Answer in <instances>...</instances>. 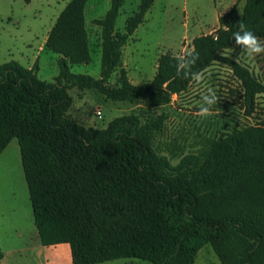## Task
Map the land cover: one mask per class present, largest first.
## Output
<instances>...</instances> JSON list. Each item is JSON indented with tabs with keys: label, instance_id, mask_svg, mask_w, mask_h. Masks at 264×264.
Masks as SVG:
<instances>
[{
	"label": "trees",
	"instance_id": "trees-1",
	"mask_svg": "<svg viewBox=\"0 0 264 264\" xmlns=\"http://www.w3.org/2000/svg\"><path fill=\"white\" fill-rule=\"evenodd\" d=\"M88 1L71 0L47 37L46 46L61 56L55 82L41 80L37 64L0 65V155L19 140L41 243H68L73 264L121 258L194 264L206 244L222 264H264V116L172 164L154 146L163 117L143 122L128 114L100 129L68 115L70 87L95 88L113 101L147 99L158 107L217 61L242 82L240 105L252 114L264 83L223 52L237 44L231 34L239 23L264 39V0H245L242 12L235 4L219 17L216 31L193 39L188 53H163L149 82L133 83L122 68L118 86L110 78L122 65L123 47L155 0H142L124 32L116 23L125 0H111L96 20L102 27L100 78L70 69L91 62ZM196 53L195 63H188ZM180 64L185 67L178 71ZM3 257L0 249V264Z\"/></svg>",
	"mask_w": 264,
	"mask_h": 264
},
{
	"label": "rangeland",
	"instance_id": "rangeland-1",
	"mask_svg": "<svg viewBox=\"0 0 264 264\" xmlns=\"http://www.w3.org/2000/svg\"><path fill=\"white\" fill-rule=\"evenodd\" d=\"M70 1L0 0V65L12 60L27 68L37 64L38 77L55 82L61 56L46 46V40ZM141 2L125 0L116 23L118 31H125L127 18L138 12ZM111 4V0L88 1L85 15L91 62L71 64L72 72L101 77L102 27L96 20L106 15ZM235 4L242 12L245 0H155L145 21L123 47L122 65L114 71L110 83L120 85L122 68L133 83L149 82L156 74L163 53H188L193 48V39L216 31L219 13L227 12ZM258 40L264 44V39ZM244 47L235 44L223 54L248 67L264 83V53L249 56L243 51ZM197 77L185 92L174 95L171 103L158 107L147 99L134 103L113 101L95 88L70 87L68 93L73 104L68 115L85 126L100 129L128 114L138 115L143 122L163 117L154 146L167 155L172 164L208 146L220 134L256 124L264 116V94L257 96L252 114L242 108L243 85L227 63L214 62ZM209 90L217 100L205 105L201 97ZM202 107L208 111L202 112ZM37 230L19 140L13 138L0 155V249L10 253L13 249L24 248L20 256L12 255V259L17 257V264H73L68 243L42 246ZM95 264H144V261L121 258ZM194 264L222 262L213 247L206 244L198 252Z\"/></svg>",
	"mask_w": 264,
	"mask_h": 264
},
{
	"label": "clouds",
	"instance_id": "clouds-1",
	"mask_svg": "<svg viewBox=\"0 0 264 264\" xmlns=\"http://www.w3.org/2000/svg\"><path fill=\"white\" fill-rule=\"evenodd\" d=\"M237 29L238 30L232 32L231 38H234L237 44L245 46L243 51L246 52L247 55L252 56L253 54L264 53V44L260 43L257 36L250 29L246 28L243 23H239L237 25ZM198 55V53L194 54L193 59L188 61V63H195ZM183 67H185L184 64L178 65V71L179 68ZM185 75H187V73H185ZM193 76L198 79L195 73ZM201 99L205 102V105H212L216 102L217 97L211 90H209V93L207 95H203ZM201 111L206 112L208 109L206 107H202Z\"/></svg>",
	"mask_w": 264,
	"mask_h": 264
},
{
	"label": "crops",
	"instance_id": "crops-1",
	"mask_svg": "<svg viewBox=\"0 0 264 264\" xmlns=\"http://www.w3.org/2000/svg\"><path fill=\"white\" fill-rule=\"evenodd\" d=\"M223 13H219V15H222ZM39 236V233H38V230H37V238ZM40 239V237H39ZM41 242V241H40ZM42 246H44L42 243H41ZM24 248H16V249H13L10 253L4 251V257L3 259L1 260V264H17L18 263V260H17V257L20 256V253L21 251H23ZM16 255V259H12V255ZM20 260V259H19Z\"/></svg>",
	"mask_w": 264,
	"mask_h": 264
},
{
	"label": "built area",
	"instance_id": "built-area-1",
	"mask_svg": "<svg viewBox=\"0 0 264 264\" xmlns=\"http://www.w3.org/2000/svg\"><path fill=\"white\" fill-rule=\"evenodd\" d=\"M97 114H98V115H101V112H100V111H97Z\"/></svg>",
	"mask_w": 264,
	"mask_h": 264
}]
</instances>
